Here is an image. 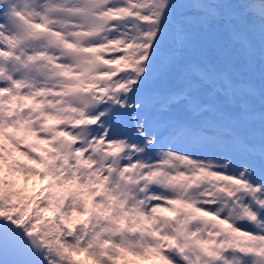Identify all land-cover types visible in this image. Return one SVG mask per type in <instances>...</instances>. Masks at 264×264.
Returning <instances> with one entry per match:
<instances>
[{
    "label": "snow or ice",
    "instance_id": "6c2138e0",
    "mask_svg": "<svg viewBox=\"0 0 264 264\" xmlns=\"http://www.w3.org/2000/svg\"><path fill=\"white\" fill-rule=\"evenodd\" d=\"M0 264H264V0H0Z\"/></svg>",
    "mask_w": 264,
    "mask_h": 264
},
{
    "label": "bare ground",
    "instance_id": "6f19581e",
    "mask_svg": "<svg viewBox=\"0 0 264 264\" xmlns=\"http://www.w3.org/2000/svg\"><path fill=\"white\" fill-rule=\"evenodd\" d=\"M199 59V58H198Z\"/></svg>",
    "mask_w": 264,
    "mask_h": 264
}]
</instances>
